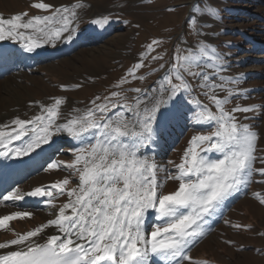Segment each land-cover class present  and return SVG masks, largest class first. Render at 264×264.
<instances>
[{
    "label": "snow or ice",
    "instance_id": "snow-or-ice-1",
    "mask_svg": "<svg viewBox=\"0 0 264 264\" xmlns=\"http://www.w3.org/2000/svg\"><path fill=\"white\" fill-rule=\"evenodd\" d=\"M31 7L46 14L0 15V42L19 44L24 53L74 42L79 38L83 11L91 6L83 0L60 6L37 0ZM218 12L207 0H193L187 19L193 34L202 35L205 24L200 17L215 19ZM108 22L107 15L91 21L98 26ZM159 43L154 39L147 44L139 62L113 85L116 90L96 96L89 107L64 112L66 98L57 96L48 104L30 101V108L38 106L39 111L27 119L15 116L0 122V157L39 155L37 150L43 152V146L51 147L65 134L81 145L72 147L70 161L49 157L51 162L44 171L68 172L63 179L28 192L12 188L6 195L0 193V205L20 207L18 202L30 197L43 203L52 217L31 230H13L14 238L0 242V264H209L189 255L205 235L208 219L234 193L246 190L254 173L264 176V167H254L259 134L250 124L240 122L236 113L264 106L237 103L226 109L234 95L247 90L237 93L229 86L236 81L223 75L222 56L204 40L184 48L178 45L169 61L152 69L161 72L153 82L158 86L124 88L128 76L145 78L137 76L136 70ZM21 54L0 45V60L6 62ZM196 88L201 89L199 95L206 103L194 94ZM129 91L135 95L129 97ZM182 121L194 127L211 125L213 130L192 135L180 162L169 161L173 165L170 171L145 152L165 140ZM259 160L264 163V157ZM160 172L166 173L163 180ZM72 178L77 182L68 187ZM168 180L178 186L165 193ZM64 195L67 200L57 206L54 201ZM254 195L264 204V196ZM32 216L28 210L0 215V230H10L11 221ZM51 228L55 234L48 235Z\"/></svg>",
    "mask_w": 264,
    "mask_h": 264
},
{
    "label": "rangeland",
    "instance_id": "rangeland-1",
    "mask_svg": "<svg viewBox=\"0 0 264 264\" xmlns=\"http://www.w3.org/2000/svg\"><path fill=\"white\" fill-rule=\"evenodd\" d=\"M72 1L74 0H44L53 6L61 3L70 5ZM192 1L83 0L91 7L83 11L79 22V38L59 47L65 49L73 43L74 52H78V57L72 52L49 62L52 63H48L49 67H40L36 78L26 79L28 89L23 91V97L50 99L59 95L69 96L77 99L81 109L89 107L90 101L96 96L103 97L111 90H116L113 85L126 76L129 68L139 62V54L155 39L160 43L154 46V51L143 60V66L136 70L137 76L145 78L140 80L128 76L129 83L123 86L126 89H150L158 86L153 82L161 75V72H153L152 69H157L160 64L169 61L178 45L184 48L195 41L204 40L213 45L222 56L225 65L223 75L233 77L236 81L229 86L237 93L247 90L243 95H234L225 106L226 109L231 110L237 103L242 106H264V0H207L219 12L215 19L200 17L205 24L200 29V36L193 34L187 22ZM34 2L37 0H0V13L13 15L27 12L28 16L46 14L31 7ZM201 2L203 3V0ZM104 15L109 17L106 25L91 23L92 19ZM94 32L100 33V37L86 41ZM94 37L92 36V39ZM94 47L101 48L95 56L89 54V50ZM157 54L161 55L162 59L153 61L151 57ZM83 70L90 73L89 79H81ZM61 85L78 87L62 89ZM200 92L201 89L196 88L194 94L206 103V98L199 95ZM127 95L131 97L135 93L129 91ZM219 95L223 96L224 93ZM212 110L215 111V108ZM236 115L240 122L250 124L258 132L255 153L258 159L254 167H264V163L259 160L264 157V108ZM245 116L250 119L245 120ZM212 130L211 125L194 127L191 123L182 121L172 129L165 140L153 147L155 150L163 149V152L158 155L152 152L151 156L158 165L171 171L173 165L169 161L177 164L180 162L191 136L197 133L208 134ZM71 149L65 147L64 156L52 158L70 161L73 158ZM49 162L51 160L46 162V167ZM68 174L54 169L48 171L43 180L55 182ZM165 174L159 173L161 180ZM261 181H264V176L258 172L254 173L247 189L234 193L224 202L217 215L208 219L205 235L189 252L193 260H205L209 264H264V204L254 195L259 193L264 196V182ZM74 184L75 178H72L68 187H73ZM177 186V182L168 180L164 183L163 191H174ZM58 201L57 204L64 202L65 195L60 196ZM37 219L39 220V216H36L35 220ZM35 220H20V223L17 219L19 223H16V227L30 226Z\"/></svg>",
    "mask_w": 264,
    "mask_h": 264
},
{
    "label": "bare ground",
    "instance_id": "bare-ground-1",
    "mask_svg": "<svg viewBox=\"0 0 264 264\" xmlns=\"http://www.w3.org/2000/svg\"><path fill=\"white\" fill-rule=\"evenodd\" d=\"M0 15H3L5 18L11 16V15H5L3 13H0ZM92 36H95L94 39H92ZM92 36L89 37V39H87L86 41L97 40L100 37V33L94 32ZM72 44L73 43H70L65 49L59 48L61 47L60 46L61 44H59L56 47H52L51 45H45L41 49H38L36 53H24L23 50L20 48L19 44H14L11 41L0 42V45H3L4 48H7L9 50H15L17 52L22 53L21 55L14 57L12 60L6 62L0 60V100L2 102V105H0V122H6L15 116H20L21 118L27 119L32 115H35L39 111V108L38 106H34L30 108L29 106L30 101H41L45 104L52 102L50 99L23 97V91L24 90L26 91L28 89L26 79L36 78L37 73L40 71V67H46L49 64H52L49 62H53L61 55L71 54L72 52H74L75 50ZM100 51H101L100 47H94L89 50V54L95 56ZM74 53L75 56L78 57V52H74ZM80 77L83 80L89 79L90 73H87L83 70V72L80 74ZM83 89L85 90V87H83ZM63 97L66 98V104L62 108L64 112H68L73 107L80 108L78 106L77 99L71 98L69 96H63ZM25 113H27V116H25ZM73 146L79 147L80 144L75 141H70V138H68L65 134L62 139H57L56 143L51 147L47 145L43 146L44 148L43 152L37 150L39 155H31L30 157H23V158L0 157V180H3V176H2L3 172H7L9 169L12 168L17 169L20 163L28 167L24 173H17L16 175H14L12 178L13 180L12 186L8 188L6 191L0 193L6 195L7 191H10L12 188H19L24 192H28L31 191V189L34 187L40 185H50L51 183H54L51 180H46V181L43 180L45 174L47 173L44 171V168H46V162L50 160L49 157L53 159L52 157L55 158L57 156H64L65 155L64 151H61V149L63 150L65 147L72 148ZM152 152L158 155L163 152V149L155 150L154 148H152L147 150L145 154L151 156L153 155ZM76 182L77 181L75 179V183ZM58 198L54 201L55 203H57ZM0 199H2V196H0ZM26 199L30 200V204L24 207L21 205L20 207H14L10 203H5L0 205V215L10 214L12 211H17V210H28L33 212V216L31 218L24 219L23 222L25 221L29 222L30 220H35L36 216H39V220L38 219L35 220L34 223H32L30 226L24 225V228L16 227V223H19L20 220L19 222L17 220L11 221L10 230H0V242H4L7 239L14 238L13 230L16 232L31 230L32 228L38 226L39 224L45 223L47 219L52 218L49 214L50 210L46 208L43 203H40L36 199L30 197H26ZM66 200H67V196L65 195V201ZM58 205L59 204H57V206ZM47 234L48 235L55 234V229L54 228L48 229ZM1 236L4 237L2 238Z\"/></svg>",
    "mask_w": 264,
    "mask_h": 264
}]
</instances>
